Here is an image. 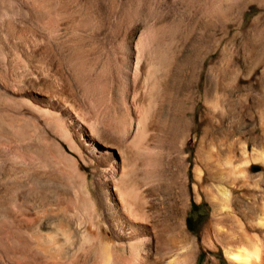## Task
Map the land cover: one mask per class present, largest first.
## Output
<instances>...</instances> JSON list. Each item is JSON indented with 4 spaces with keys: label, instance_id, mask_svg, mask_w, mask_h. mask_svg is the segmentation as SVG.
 <instances>
[{
    "label": "rangeland",
    "instance_id": "rangeland-1",
    "mask_svg": "<svg viewBox=\"0 0 264 264\" xmlns=\"http://www.w3.org/2000/svg\"><path fill=\"white\" fill-rule=\"evenodd\" d=\"M46 149L76 158L95 191L115 177L133 184L173 241L164 258L182 247L181 264L189 245L174 236L180 215L197 264H231L222 243L237 223L214 212L219 186L246 213L258 210L264 0H0V263L32 247L37 230L64 221L74 241L82 230L76 216L43 217L56 205L85 215L68 188L41 199L15 182L34 168L63 181L33 165ZM16 199L29 220L21 233Z\"/></svg>",
    "mask_w": 264,
    "mask_h": 264
},
{
    "label": "bare ground",
    "instance_id": "bare-ground-1",
    "mask_svg": "<svg viewBox=\"0 0 264 264\" xmlns=\"http://www.w3.org/2000/svg\"><path fill=\"white\" fill-rule=\"evenodd\" d=\"M16 145L23 148L19 141ZM68 146L73 149L71 143H68ZM105 152L107 153V151ZM16 157L17 164L22 165L25 162V155L18 153ZM33 157L35 158L33 165L40 164L41 167L48 168V171L52 169L58 172L63 181H57L51 178L52 176L39 174L40 170L37 171L34 168L25 176H17L15 182L23 187L24 195L36 192L41 199L51 193L57 199L61 196L57 190H49L48 188L51 186L68 188L74 201L84 203V207H82L85 209V215H82V212L81 214L78 212L70 214L64 205H56L55 207L47 206L44 208L43 217L50 215L53 217L70 216L72 218L76 216L75 225L82 230L80 233L76 232L75 241L71 239L74 232L72 233L69 225L64 221L51 226L49 231L37 230L34 232L35 242L32 247L22 245L12 254H7L0 264H175L173 258L183 248L181 247L176 253L164 258V255L169 252L171 245H173V241H171L172 239L167 240L163 236L166 230L161 229L159 221L152 220L154 217L151 219L149 213L147 214V210H145L146 199L142 197L140 199L139 193V197L136 195L137 193L134 194L133 184L129 188L130 182L126 185L123 177H115L104 186L99 185V189L95 187V191L94 180L92 183L81 172L76 158L74 159L60 150L51 151L47 149L33 151ZM246 161L244 159V164L247 163ZM239 176L243 177L242 173ZM254 178L256 191L254 200L255 207L258 208L255 213H246L237 204L234 205L231 191L227 188L218 187L217 212H214V215L220 218L233 219L237 223L232 231H228L224 244L222 243L226 247L225 252L231 264H264V175L258 172ZM135 189L134 191H136ZM3 195L6 198L11 197L7 193ZM17 201L18 199H16V203H18L17 208H15L16 215L24 214L25 216L27 214L25 213L26 205ZM100 212L110 218L109 224H102ZM14 221V223L12 222L14 231L21 233L29 220L26 216L21 217L20 215ZM181 226L179 215L173 226L179 230L174 236L176 235L189 244L183 254L181 264H197L196 241ZM103 227L105 229L102 231ZM211 263L215 264L216 262L213 260Z\"/></svg>",
    "mask_w": 264,
    "mask_h": 264
}]
</instances>
